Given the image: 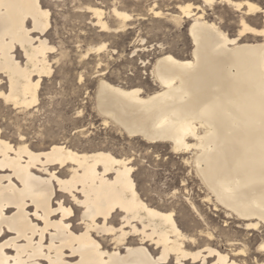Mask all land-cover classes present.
Masks as SVG:
<instances>
[{
	"label": "bare ground",
	"instance_id": "obj_1",
	"mask_svg": "<svg viewBox=\"0 0 264 264\" xmlns=\"http://www.w3.org/2000/svg\"><path fill=\"white\" fill-rule=\"evenodd\" d=\"M154 1L155 17L189 22L191 55L161 54L150 71L157 86L150 92L100 76L95 107L120 133L193 150L186 161L206 190L202 200L223 211L224 222L237 223L233 234L220 231L230 249L214 245L209 223L189 234L176 209L149 203L132 157L81 150L62 138L35 144L23 131L13 138L0 125V264H245L252 255L246 238L259 231L253 254L257 264L264 261V0ZM48 5L0 0V100L15 111L39 105L43 78L53 72L50 54L57 46L47 36ZM220 5L231 11L230 20L208 14ZM77 7L104 33L133 19L116 4L110 10L115 26L102 7ZM106 48L94 45L85 55ZM189 204L206 220L198 203Z\"/></svg>",
	"mask_w": 264,
	"mask_h": 264
},
{
	"label": "rangeland",
	"instance_id": "obj_2",
	"mask_svg": "<svg viewBox=\"0 0 264 264\" xmlns=\"http://www.w3.org/2000/svg\"><path fill=\"white\" fill-rule=\"evenodd\" d=\"M44 1L49 2L52 12V26L47 36L49 42L57 46L50 54L53 72L43 78L39 88L40 103L30 113L15 111L0 100V125L3 130L13 138H17V130H21L35 144L63 139L62 142L81 150L84 147L86 150L107 148L119 156L132 157L138 188L149 203L163 209H176L182 229L189 234H197V228H206L209 223L216 235L214 245L223 250L230 249V243L220 231L223 229L225 233L233 234L238 229L237 223L232 219L224 222V212L216 211L212 203L202 200L206 190L196 176L192 163L186 161L191 160L193 150L177 152L172 150L169 142L150 144L141 137L120 133L114 124L109 121L105 123L95 107L94 94L100 76L126 87L141 86L147 92L157 87L150 71L161 54L170 51L183 58L191 55L193 42L188 32L189 22L177 25L165 16L155 17L150 11L154 0ZM89 3L102 7L106 11L105 18L113 26L116 22L110 10L115 4L133 12V19L126 28L105 34L88 20L91 19L90 13L77 7ZM169 7L164 6L165 11H169ZM218 7L216 10L208 8V14L214 17V11H217L226 20L232 18L229 8ZM253 24L262 26L260 20ZM227 30L235 34L237 27L229 25ZM101 43H106L107 48L85 55L91 46ZM17 54L23 60L20 50ZM189 199L198 203L200 213L207 221L192 209ZM77 219L78 212L73 223H78ZM252 233L246 238L249 241L248 254L252 252V255L245 264H257L253 253L262 231L255 232V235ZM202 244L203 241L189 245V248L195 249ZM260 264H264V261Z\"/></svg>",
	"mask_w": 264,
	"mask_h": 264
}]
</instances>
